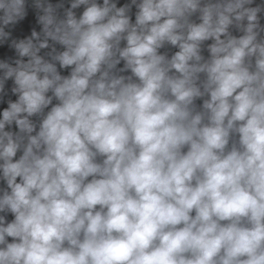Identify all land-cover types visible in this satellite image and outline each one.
<instances>
[{"label":"clouds","instance_id":"1","mask_svg":"<svg viewBox=\"0 0 264 264\" xmlns=\"http://www.w3.org/2000/svg\"><path fill=\"white\" fill-rule=\"evenodd\" d=\"M0 264H264V0H0Z\"/></svg>","mask_w":264,"mask_h":264}]
</instances>
